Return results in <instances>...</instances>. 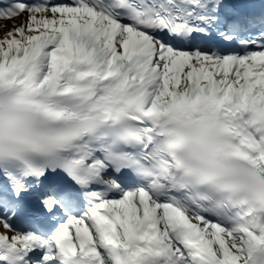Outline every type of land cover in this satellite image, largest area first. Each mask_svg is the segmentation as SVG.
I'll use <instances>...</instances> for the list:
<instances>
[{
  "label": "snow or ice",
  "instance_id": "obj_1",
  "mask_svg": "<svg viewBox=\"0 0 264 264\" xmlns=\"http://www.w3.org/2000/svg\"><path fill=\"white\" fill-rule=\"evenodd\" d=\"M0 264H264V0H0Z\"/></svg>",
  "mask_w": 264,
  "mask_h": 264
}]
</instances>
